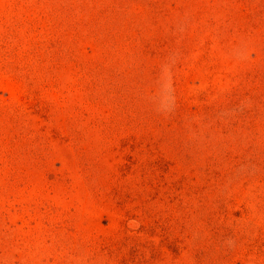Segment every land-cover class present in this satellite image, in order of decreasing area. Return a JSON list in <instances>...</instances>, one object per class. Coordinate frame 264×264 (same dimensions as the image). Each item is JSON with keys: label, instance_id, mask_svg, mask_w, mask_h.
Here are the masks:
<instances>
[{"label": "rangeland", "instance_id": "obj_1", "mask_svg": "<svg viewBox=\"0 0 264 264\" xmlns=\"http://www.w3.org/2000/svg\"><path fill=\"white\" fill-rule=\"evenodd\" d=\"M0 264H264V0H0Z\"/></svg>", "mask_w": 264, "mask_h": 264}]
</instances>
